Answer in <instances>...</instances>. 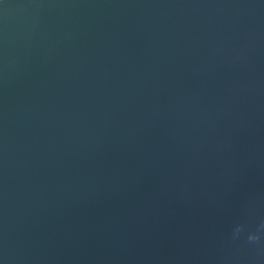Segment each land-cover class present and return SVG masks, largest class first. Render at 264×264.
Masks as SVG:
<instances>
[{"label": "water", "instance_id": "1", "mask_svg": "<svg viewBox=\"0 0 264 264\" xmlns=\"http://www.w3.org/2000/svg\"><path fill=\"white\" fill-rule=\"evenodd\" d=\"M29 2L0 30L5 264H264L230 238L264 222V0Z\"/></svg>", "mask_w": 264, "mask_h": 264}, {"label": "clouds", "instance_id": "2", "mask_svg": "<svg viewBox=\"0 0 264 264\" xmlns=\"http://www.w3.org/2000/svg\"><path fill=\"white\" fill-rule=\"evenodd\" d=\"M0 5H3V9L0 10V30H2L3 35V44L5 48L8 47L9 41V20L10 17L14 14H23L27 9L39 10L44 5L42 3L37 2H29V3H20L16 6H10L5 3V0H0ZM34 27V25H33ZM9 61L5 60L4 63V71L7 72L9 67ZM262 237H264V222L256 230H245L244 226L236 225V227L232 230L230 234V238L232 240H239L243 238L250 245H256L261 242ZM0 264H5V260L0 258Z\"/></svg>", "mask_w": 264, "mask_h": 264}]
</instances>
